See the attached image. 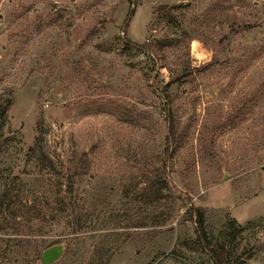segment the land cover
<instances>
[{
    "label": "rangeland",
    "instance_id": "374dc122",
    "mask_svg": "<svg viewBox=\"0 0 264 264\" xmlns=\"http://www.w3.org/2000/svg\"><path fill=\"white\" fill-rule=\"evenodd\" d=\"M190 206L264 264V0H0V264H213Z\"/></svg>",
    "mask_w": 264,
    "mask_h": 264
},
{
    "label": "trees",
    "instance_id": "16d2710c",
    "mask_svg": "<svg viewBox=\"0 0 264 264\" xmlns=\"http://www.w3.org/2000/svg\"><path fill=\"white\" fill-rule=\"evenodd\" d=\"M178 8H181V6L177 7H159L158 11L165 10H177ZM132 15V12L129 13L126 17L125 23H124V30H127V21L129 20L130 16ZM126 45L129 47H132L133 49L137 50L138 52H146L148 53V56L154 57L156 56L155 51V44L151 43L149 40H147L143 44H134L128 41H125ZM174 81H170L166 84V87H170L171 84ZM164 112H165V121L167 122V135L165 137V147L163 150V157L161 160V168L162 172H166V166H167V157L169 155L170 147L173 142V136H174V123L171 119L172 113H171V104L169 102H166L164 104ZM158 182V181H156ZM159 184V183H158ZM154 185V183H151L146 189L151 190L152 188H155L156 191L159 194H162L163 190L167 188V182L163 181L162 185ZM158 185V186H157ZM37 206H27L22 205L20 208V211L17 212L18 214L15 215L16 219L19 218V221H16L19 225L25 224L29 221V215L31 212L36 213V215L39 214V210H36ZM185 214L187 217V220L192 221L194 224V232L196 235V238L198 242L206 249L209 258L211 259L213 264H229L230 258H231V248L229 246V243H231L234 240V237L237 235V231L239 230V226L237 225L235 220H229L228 224L225 227V233H219L215 235L212 233V231L207 230L206 225V216H205V210L202 208H197L190 206L186 209ZM230 240V242H229ZM33 264H42L41 262V253L40 251H35L33 255Z\"/></svg>",
    "mask_w": 264,
    "mask_h": 264
},
{
    "label": "water",
    "instance_id": "95a60500",
    "mask_svg": "<svg viewBox=\"0 0 264 264\" xmlns=\"http://www.w3.org/2000/svg\"><path fill=\"white\" fill-rule=\"evenodd\" d=\"M62 248L61 246H54L41 254V262L42 264H51L55 262L61 255Z\"/></svg>",
    "mask_w": 264,
    "mask_h": 264
}]
</instances>
